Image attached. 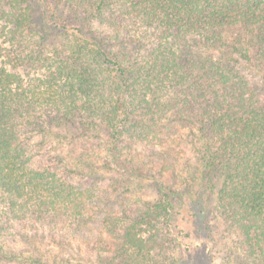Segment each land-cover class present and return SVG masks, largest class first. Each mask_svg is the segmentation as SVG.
Wrapping results in <instances>:
<instances>
[{"label":"trees","instance_id":"obj_1","mask_svg":"<svg viewBox=\"0 0 264 264\" xmlns=\"http://www.w3.org/2000/svg\"><path fill=\"white\" fill-rule=\"evenodd\" d=\"M186 213L264 264V0H0V264H181Z\"/></svg>","mask_w":264,"mask_h":264},{"label":"rangeland","instance_id":"obj_2","mask_svg":"<svg viewBox=\"0 0 264 264\" xmlns=\"http://www.w3.org/2000/svg\"><path fill=\"white\" fill-rule=\"evenodd\" d=\"M47 140L53 139L47 138ZM72 143L73 142L67 141L60 145L59 149L56 150L63 153L68 150H72L74 155H77L79 153H89L90 156L93 157L97 155L95 148L91 146L93 141L83 140L79 141V144L76 145H72ZM141 144L137 145L139 151H149L147 149L148 147H144V145ZM155 150L157 152L160 151V149L157 147L155 148ZM186 151L188 154H191V151L188 147H186ZM169 175L170 174L166 172L161 177L155 176V178H153L152 176H150L143 179L142 185H140L139 188L134 191V194L132 196H128L131 204L129 205V208L140 205V202L138 203L137 200H155L159 194V185L157 183L161 180L166 184L172 185L176 190L182 189L179 183L172 180ZM116 177L117 174L115 173L102 172L94 176L77 178L76 182L80 185L98 186L101 189L110 190L111 188L109 185L113 183ZM195 192L196 190L194 188H192V190L190 191V193ZM187 193H189L188 190L185 191V194ZM195 208L196 210H198L196 205ZM195 216L196 217H193L189 215V213H186L185 215L176 214V216L173 218L175 228L172 231V235L174 236V238H176L177 246L172 247L171 251L177 253L178 255H181L180 253L183 251V249L185 250L184 261L181 264H221L222 254L220 253V251L224 248V246L227 245V242L230 243V240H232V235L226 233V235L223 236L225 225H223V223L221 225L219 224V229H217L218 227L216 226L214 220H212V223L210 225L211 228H205L204 230L203 228L206 225V220L198 213H195ZM9 242L14 247H19L18 243L15 245L14 242Z\"/></svg>","mask_w":264,"mask_h":264}]
</instances>
